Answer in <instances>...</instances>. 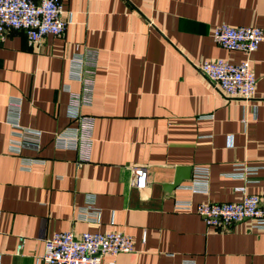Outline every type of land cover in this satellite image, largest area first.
Listing matches in <instances>:
<instances>
[{
	"label": "crops",
	"instance_id": "1",
	"mask_svg": "<svg viewBox=\"0 0 264 264\" xmlns=\"http://www.w3.org/2000/svg\"><path fill=\"white\" fill-rule=\"evenodd\" d=\"M61 1L62 36L31 44L11 29L0 43V264H41L45 237L64 230L132 235L133 250L104 253L105 264H264V228L252 219L216 229L177 205L239 200L243 185L264 206V41L251 53V99L222 95L197 68L246 56L211 31L221 22L264 31V0ZM86 46L98 51L92 101L78 145L61 147L56 134L80 126L68 109L82 83L69 67ZM16 108L19 126L7 120ZM26 128L40 132L39 148L17 152L10 140ZM24 156L35 159L29 169ZM133 165L148 169L141 191ZM178 165L190 177L168 190ZM200 166L206 191L191 186ZM239 166L256 169L235 174ZM87 206L99 215L82 217Z\"/></svg>",
	"mask_w": 264,
	"mask_h": 264
},
{
	"label": "built area",
	"instance_id": "2",
	"mask_svg": "<svg viewBox=\"0 0 264 264\" xmlns=\"http://www.w3.org/2000/svg\"><path fill=\"white\" fill-rule=\"evenodd\" d=\"M61 0H0V43L8 30L23 31L31 44L39 43L47 34L62 36L68 19L64 16ZM213 40L227 49L242 50L245 57L239 62H232L224 57L208 59L200 63L198 70L210 81L212 86L222 95L229 98L251 99L254 96L257 76L252 66L251 53L261 41L264 31L258 25H232L221 22L212 28ZM98 51L86 46L71 57L70 77L82 83L81 92H72L69 101V114L72 118L81 119V107L90 105L94 73ZM11 110V109H10ZM8 117L13 126L18 124V108ZM83 124L69 126L67 131L56 134L55 142L61 147H76L81 140ZM87 133H84L86 136ZM19 138L10 140V147L17 152L22 147L39 148L40 132L28 128L16 132ZM23 167L29 169L35 161L32 157L22 158ZM256 167L239 166L234 172L243 175L254 172ZM133 186L137 190L145 189L148 184V169L145 165H133ZM209 170L207 167H196L191 186L197 191H206ZM237 189L243 191L239 200L221 202H198L195 205L189 200L177 201V205L193 209L209 227L216 229L229 228L246 218L252 219L257 227L264 228V206L258 194L247 193L244 186ZM82 217H97L99 208L87 206L81 210ZM23 238L17 244L19 251ZM134 240L132 235L122 231L85 230L79 234L71 230L54 231L44 239V250L41 264H105L103 254L115 255L119 252L132 251Z\"/></svg>",
	"mask_w": 264,
	"mask_h": 264
},
{
	"label": "water",
	"instance_id": "3",
	"mask_svg": "<svg viewBox=\"0 0 264 264\" xmlns=\"http://www.w3.org/2000/svg\"><path fill=\"white\" fill-rule=\"evenodd\" d=\"M191 174V167L186 165H178L176 167L175 176L170 183L165 184L166 189H171L178 185L184 178H189Z\"/></svg>",
	"mask_w": 264,
	"mask_h": 264
}]
</instances>
